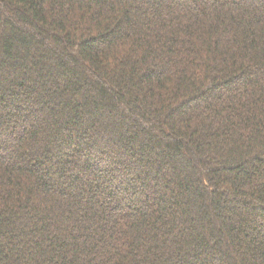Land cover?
<instances>
[{
    "label": "trees",
    "instance_id": "16d2710c",
    "mask_svg": "<svg viewBox=\"0 0 264 264\" xmlns=\"http://www.w3.org/2000/svg\"><path fill=\"white\" fill-rule=\"evenodd\" d=\"M0 264H264V0H0Z\"/></svg>",
    "mask_w": 264,
    "mask_h": 264
}]
</instances>
